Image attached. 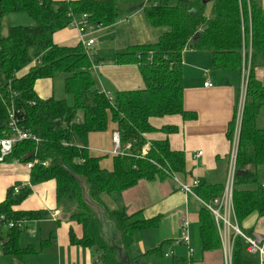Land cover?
I'll return each instance as SVG.
<instances>
[{"label":"trees","instance_id":"1","mask_svg":"<svg viewBox=\"0 0 264 264\" xmlns=\"http://www.w3.org/2000/svg\"><path fill=\"white\" fill-rule=\"evenodd\" d=\"M122 2L123 11L128 7L142 8L153 28L167 30L157 43L131 46L113 58L88 54L80 42L73 47L55 44V35L69 28V14L77 18L87 15L91 27L106 28L122 16ZM211 2L212 14L208 18L203 0H0V22L11 14H26L35 22L34 26L11 27L7 37H0V139L10 137L7 125L14 108L20 128L41 140L18 143L6 158L37 164L30 170V185L17 184L8 190L0 204V217L7 221L49 219L51 214L46 210L15 208L32 195L33 186L54 181L58 210L82 229L81 238L70 232V243L90 250L96 264H124L117 247L129 255L131 264L147 257L164 258L165 243L143 255H133L143 232L156 229L161 219L146 220L140 214L129 215L124 209L109 210L102 196H120L142 180L165 181L170 174L187 173L186 154L172 150L169 140L152 137L158 133L169 137L178 129H158L152 121L175 116L184 122L197 119L195 113L184 108L185 51L211 52L215 69L236 71L242 69L244 48L251 51V67L241 119L233 202L240 227L253 214L264 216V187L260 186L264 129L257 127L264 106V85L255 76V69L264 67V10L256 0ZM104 63L138 66L144 87L116 92L115 96L110 92V100L105 90L98 89L93 73ZM56 73L67 75L65 89L72 96L73 105L65 100L38 97L36 82L52 79ZM111 124L113 132H119L122 145L132 143V150L129 156H112L113 168L108 170L102 166L104 157L91 152L89 140L91 135L107 132ZM234 127L232 120L228 126L229 140ZM146 144H150V149L143 155ZM46 162L49 166L43 165ZM250 184L258 188L244 189ZM16 186H21L18 193L14 191ZM223 191L224 185L203 184L195 194L210 202ZM198 217L203 253L220 250L213 215L202 206ZM104 220L117 233L114 243L111 229L107 230L108 238L102 234ZM3 224L0 221V227ZM22 233V229L14 228L7 235L6 246L13 259L23 260L36 253L32 247L20 246ZM244 247L243 240L236 239L233 264H251L245 259ZM171 264H188V260L174 257Z\"/></svg>","mask_w":264,"mask_h":264},{"label":"crops","instance_id":"2","mask_svg":"<svg viewBox=\"0 0 264 264\" xmlns=\"http://www.w3.org/2000/svg\"><path fill=\"white\" fill-rule=\"evenodd\" d=\"M256 1L264 10V0ZM14 15L17 14L8 15L5 18ZM166 31L163 28H153L142 8L133 9L128 7L124 9L116 24L97 29L91 34V38H95L97 35L104 39L111 38L116 45L115 53L120 54L127 52L134 45L157 43ZM79 36L77 30L68 28L57 33L54 42L59 46L73 47L80 42ZM96 38L94 46L98 44ZM93 54L95 57H100L97 53ZM183 72L184 108L188 112L195 113L197 119L193 122H184L180 116L154 119L152 124L155 128L176 127L178 131L169 137L161 133L152 137L158 140L167 139L172 150L186 154L187 173L178 175L181 177V179L178 177L181 182L190 184L197 180L200 185H225L232 145L234 142L239 144V139H236L235 136L239 122V107L242 102L245 103L246 99L247 86L245 87L243 79V65L241 70L220 71L215 69L213 65L211 52L187 50L183 55ZM93 73L98 89L109 91L114 96L116 93L114 94L111 88L115 92H121L138 90L144 87L140 70L136 65L115 66L104 63L97 69H93ZM255 76L264 85V67L256 68ZM52 82V79H42L36 82L35 91L40 99L54 98ZM208 82L212 85L211 87L205 86ZM232 120L235 121V127L233 137L229 140L227 137L228 126ZM111 126L113 125L111 124ZM257 127L264 129L263 108L258 116ZM112 135L109 136L110 139ZM91 139L89 141H92ZM90 150L92 153L97 151L93 148H90ZM200 152H202V156H199ZM263 173L264 169H262L260 175ZM17 184L30 185V170L26 168L25 163L16 164L12 159L0 162V204L5 201L8 190ZM32 191V195L15 210H46L51 214V217L47 220L26 221L22 228L23 232L26 231L31 235L35 233V230L41 232V239L36 244L34 241L25 245L23 234L20 237V246L22 248L32 247L36 253L26 255L23 260L13 259L8 254L6 246L9 230L2 226L0 227V264H96L90 250L70 243V232L73 231L76 236L81 238L82 229L66 219L62 211L58 210L56 183L51 181L33 186ZM102 201L112 211L124 209L129 215L140 214L142 219L152 220L156 217L161 219L156 229L144 231L141 241L136 245L139 246L138 253H135L133 249L134 256L143 255L165 243L163 250L165 255H173L168 259L174 257L185 258L188 260V264H223L222 248L213 252L203 253L202 251L200 254L201 260L199 258L197 261L195 259L196 251L193 252L189 246L192 250L191 262H189L188 247L183 244H174L181 237L182 221L188 220L190 243L193 242L194 248L197 250L196 226L199 225V217L196 214L195 217L193 216L192 204L198 203L202 206L196 197L188 196L176 189L174 181L170 179L165 181L142 180L135 187L124 191L120 196L103 195ZM45 221L50 222L52 226L51 224H49L50 226L40 224ZM104 223L110 224L105 220ZM165 223H168L167 226H165ZM31 224L34 225V230L29 227ZM193 225H195L196 230L194 229L192 233L190 228ZM5 228L8 232L6 235H2ZM241 229L248 235L264 234V216L251 215L242 222ZM169 248H171V251H169ZM244 250L245 259L249 263L262 264L258 254L246 253V247H244ZM147 258L143 261L146 264H159L156 261L162 259L156 258L157 260H155L153 258L148 260Z\"/></svg>","mask_w":264,"mask_h":264},{"label":"built area","instance_id":"3","mask_svg":"<svg viewBox=\"0 0 264 264\" xmlns=\"http://www.w3.org/2000/svg\"><path fill=\"white\" fill-rule=\"evenodd\" d=\"M71 18V23L69 28L75 29L79 32V41L83 45L86 53H90L91 48L95 44V39L91 38V34L96 31L93 27H91L89 23V18L87 15H82L80 18L75 17L72 13L69 14ZM243 79L245 87L247 86V81L250 74L251 67V51L245 48L243 49ZM206 87H211L212 85L208 82L205 84ZM110 100H112V95L110 92L103 91ZM244 102H242L239 112V122L237 126V130L235 132L236 139H239L240 129H241V119L244 110ZM18 117L16 115V111L14 108L11 109L9 113L8 119V130L10 131V137L0 139V162H3L7 157H9L14 147L22 142V141H34L39 143L41 140L36 135L24 131L19 126ZM235 139V140H236ZM112 156H129L131 155L132 143H127L122 145L121 137L119 132L115 131L112 135ZM238 143L234 142L232 145V149L230 151L229 160H228V171L227 177L224 185L223 194L220 197L213 199L210 202H204L199 199L195 190L200 186V182L197 180L192 183H183L178 179V175L170 174V178L173 179L176 184V189L185 193L188 196L196 197L199 202L202 204L204 208H206L214 217V221L216 224V228L218 230V234L220 237L222 252H223V264H233V252L234 245L236 239L240 238L243 240L244 245L246 247V253L248 254H258L261 260V263L264 264V234H254L248 235L243 232L241 229L235 209H234V190L235 183L238 174L237 170V162H238ZM150 149V144H146L143 148V155L147 154ZM199 156H202V152L199 153ZM16 164L22 163L20 160L13 161ZM37 161L25 163V166L28 170H31ZM44 166H49V163H43ZM25 187V186H24ZM264 187V185H263ZM21 186H16L14 191L18 193ZM0 221L3 222L4 227L8 228V230L18 228L22 229L25 220L14 221L5 220L4 216L0 217ZM174 244H183L189 249V261L192 256V250L189 248L190 246V236H189V221H182V232L181 237L178 241H175ZM167 258L173 257L172 254H166Z\"/></svg>","mask_w":264,"mask_h":264},{"label":"rangeland","instance_id":"4","mask_svg":"<svg viewBox=\"0 0 264 264\" xmlns=\"http://www.w3.org/2000/svg\"><path fill=\"white\" fill-rule=\"evenodd\" d=\"M119 6L122 8V12H123V8H124L125 4L122 2V3H120ZM205 13L208 17H211L212 2H210L208 4ZM34 25H35V22L33 20H31L30 17H28V15H26V14H17V15L11 16V17L4 18L0 23V37L1 38L7 37L9 35L10 28L12 26L13 27L14 26L26 27V26H34ZM96 37L95 38L98 41V44L96 46H94L93 48H91L90 53H92V54L97 53L100 57H104V58H113L116 55V53L114 51L116 45L114 44L113 40L111 38H108V39L100 38V35H97ZM95 38L93 37V39H95ZM66 77H67V75H65L63 73H56L53 76V78H52L53 96H54V99L57 101L65 100V101H67L68 105H73V98L71 95L67 94L66 89H65ZM111 90L113 91L114 94L116 93L115 90H113L112 88H111ZM262 108L264 109V106ZM112 131H113V126L110 125L107 132H105L104 134L103 133L94 134L90 137V139L92 138L91 139L92 141H89L90 148L97 150V151H94L93 154L99 158L104 157L103 161H102V166L105 167L106 169H112L113 168V157H112V153H111L113 150V145H112V141H111L112 138L110 139V137H109L112 135ZM97 138H100V139H97ZM100 151H102V152H100ZM105 155H108V156L105 157ZM178 177H180V176H178ZM169 179L173 181V179H171V178H169ZM180 179H181V177H180ZM260 184H261L260 186L263 187V185H264V173L262 175H260ZM257 188H258V185H253V184H250V185L244 187V189H250V190H256ZM191 198H193V197H191ZM192 207L194 209L193 216L195 217V214L198 216L202 206L200 204L198 205V203H193ZM40 224H43L44 226H50L49 224H51V223L48 221H45V222H42ZM167 224L168 223H165V226H167ZM51 226H52V224H51ZM29 227H31L30 228L31 230H34L33 224L29 225ZM196 228H197V234H196L197 250H195L193 242L190 243V247L193 250V252L196 251L195 252V259L198 261L199 258L201 260L200 254L202 252V247L200 244L201 243L200 235L198 233L199 225L196 226ZM196 228H195V225H193L190 228L192 233L194 232V229L196 230ZM107 230H108V228L105 225L101 229L103 236L108 238ZM44 231H46V230H44ZM7 232H8V230L6 228L3 229L2 235H6ZM22 234H23V240H24L25 245L27 243H32L34 241H35V244L39 243V240L41 239V236H42L41 232L40 231L37 232L36 230H35V233L32 235L27 233L26 231H24ZM109 234L111 236V232H109ZM171 248H169V251H171ZM138 249H139V246H135L134 252L138 253ZM153 258L155 260H157L156 259L157 257H154V256L148 257L147 259L151 260ZM170 260H172V259L162 258V259H158V261H156V262L159 264H170Z\"/></svg>","mask_w":264,"mask_h":264},{"label":"water","instance_id":"5","mask_svg":"<svg viewBox=\"0 0 264 264\" xmlns=\"http://www.w3.org/2000/svg\"><path fill=\"white\" fill-rule=\"evenodd\" d=\"M210 1H211V0H203V3H204L205 5H207L208 3H210ZM196 37H198V35H197ZM75 178H76V177H75ZM84 194H85V190H84ZM104 225H105L108 229H111V231H112V235H113L111 242L114 243L115 240H116V238H117V233L115 232V230H114V228L112 227L111 224H106V223H104ZM117 248H118L119 255L122 257V262H123L124 264H131V263H130V257H129V255H127V254L124 255L122 249L119 248V247H117ZM134 264H146V263H145V262H135Z\"/></svg>","mask_w":264,"mask_h":264}]
</instances>
